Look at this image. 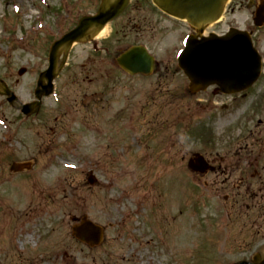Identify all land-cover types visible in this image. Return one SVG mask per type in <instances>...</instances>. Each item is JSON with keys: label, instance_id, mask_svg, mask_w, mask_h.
Segmentation results:
<instances>
[{"label": "rangeland", "instance_id": "rangeland-1", "mask_svg": "<svg viewBox=\"0 0 264 264\" xmlns=\"http://www.w3.org/2000/svg\"><path fill=\"white\" fill-rule=\"evenodd\" d=\"M100 1L0 0V75L21 101L34 99L51 39L96 13ZM249 4L250 10L246 0H229L222 25L206 29L250 23L264 60V24L256 29L257 0ZM183 23L161 16L151 0H132L102 37L73 46L56 95L22 127L19 113L0 97V116L12 119L15 137L12 151L0 145V163L8 168L39 158L30 174L0 186V264H233L245 257L249 234L260 225H250V168L238 158L253 149L254 163L264 168V81L250 90V100L213 87L190 94L175 60ZM96 42L112 43L111 54H95ZM137 42L160 64L149 76L118 68L120 52ZM195 154L227 176L192 172ZM209 196L212 205L204 201ZM219 211L223 221L229 217L226 232L214 224ZM84 217L104 227L96 246L74 236L82 222L75 219Z\"/></svg>", "mask_w": 264, "mask_h": 264}, {"label": "water", "instance_id": "water-1", "mask_svg": "<svg viewBox=\"0 0 264 264\" xmlns=\"http://www.w3.org/2000/svg\"><path fill=\"white\" fill-rule=\"evenodd\" d=\"M226 0H154L166 13L180 18H187L194 25L213 22L221 14ZM129 0H103L95 17L85 18L72 33L56 43L50 54V69L41 76L40 86L44 95L52 92V81L56 76L58 53L61 49L68 53L76 41L90 39L108 22L118 17L127 7ZM187 41L186 50L180 55V67L192 80V90L205 89L207 85L219 84L223 91L240 90L252 85L260 73L261 62L252 47L249 37L244 33L232 32L223 39ZM118 63L130 73L150 74L153 60L142 47H133L123 53ZM45 79V80H44ZM44 81L47 85H44ZM226 86V87H225ZM0 92L14 96L5 84L0 85ZM40 99L42 95L38 94ZM39 106V103H37ZM28 107L23 111L28 112ZM27 110V111H26ZM76 235L84 242L97 244L102 234L101 228L84 220L75 228Z\"/></svg>", "mask_w": 264, "mask_h": 264}, {"label": "flooded vegetation", "instance_id": "flooded-vegetation-1", "mask_svg": "<svg viewBox=\"0 0 264 264\" xmlns=\"http://www.w3.org/2000/svg\"><path fill=\"white\" fill-rule=\"evenodd\" d=\"M250 30V29H249ZM0 134H2L0 132ZM4 135L1 141V146L2 149L8 148L11 151L13 150L12 147V139L11 135ZM264 143V142H263ZM22 148H19V151ZM238 160H243L248 163L247 167L250 168V177L248 178V182L250 184V209H251V214H250V225H264V168L260 169L259 165L257 166L254 162H257V160L253 157V149L249 151V154L247 155L246 159L239 158ZM1 161V159H0ZM14 162V161H13ZM12 162V163H13ZM219 162H223V157L219 158ZM11 163V165H12ZM11 165L8 166V168L0 163V175L4 176L5 174L11 172ZM256 166V168H253ZM222 166L219 165L217 168L215 167L214 172L216 171L217 173L221 174L222 176H227L221 170ZM8 169V170H7ZM213 172V171H211ZM19 174H24V173H18ZM231 173L229 172L230 176ZM249 176L248 174L242 175V178L240 180V185L244 186L246 183L245 177ZM250 225H249V231H250ZM249 240L247 244L244 247V252H245V259H243L244 264H264V232H259L254 229V233L249 234Z\"/></svg>", "mask_w": 264, "mask_h": 264}, {"label": "bare ground", "instance_id": "bare-ground-1", "mask_svg": "<svg viewBox=\"0 0 264 264\" xmlns=\"http://www.w3.org/2000/svg\"><path fill=\"white\" fill-rule=\"evenodd\" d=\"M106 33V31L104 30V31H102V32H100V34L98 35V38L99 37H102L104 34Z\"/></svg>", "mask_w": 264, "mask_h": 264}]
</instances>
